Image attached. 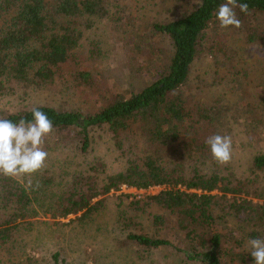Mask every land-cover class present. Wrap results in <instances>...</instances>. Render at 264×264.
Returning a JSON list of instances; mask_svg holds the SVG:
<instances>
[{
    "label": "trees",
    "instance_id": "1",
    "mask_svg": "<svg viewBox=\"0 0 264 264\" xmlns=\"http://www.w3.org/2000/svg\"><path fill=\"white\" fill-rule=\"evenodd\" d=\"M122 1L0 0V119L32 121L35 108L53 123L41 170L0 174V264H41L25 239L40 226H56L52 264H65V245L87 249L104 237L107 248L140 256L174 249V240L190 262L247 264L248 241L264 239V0H237L248 5L235 8L240 28L220 26L226 0H159L170 2V17L147 29L166 56L143 88L86 115L37 104L45 90L75 95L96 85L83 66L74 71L81 29L118 21ZM89 52L102 54L97 44ZM201 57L209 70L193 84ZM98 132L107 135L102 154ZM216 134L232 139L227 164L206 143ZM123 185L163 189L137 200L116 196ZM106 209L112 230L94 223Z\"/></svg>",
    "mask_w": 264,
    "mask_h": 264
},
{
    "label": "rangeland",
    "instance_id": "2",
    "mask_svg": "<svg viewBox=\"0 0 264 264\" xmlns=\"http://www.w3.org/2000/svg\"><path fill=\"white\" fill-rule=\"evenodd\" d=\"M127 10L120 15L118 21L98 20L92 30L81 29L82 38L79 41V47L76 48V56L79 61L74 67V71L80 70L83 66L94 77L95 86H90L84 90H77L75 95L61 96L60 92L45 90L35 99L37 104L49 105L53 107L62 106L64 109H73L86 115L93 111V108L101 103L105 98H111L113 94H126L136 91L150 81V74L158 70L159 66L165 60L166 43L157 37L152 29H147L157 22H161L170 17L168 8H171L169 1L160 3L159 0H142L135 4L133 0H124L121 2ZM136 11V15L134 16ZM97 44L102 54L92 56L90 48ZM161 67V66H160ZM209 64L204 58L193 69V84L205 72H208ZM35 98V96H32ZM30 102V101H29ZM101 136L96 151L100 154L104 152L105 139L107 135L97 133ZM108 153V152H106ZM114 194V193H112ZM109 195L110 198L113 196ZM116 196L126 194L132 199L137 200L147 196V194L137 197L120 190L115 193ZM66 220H60V223H67ZM95 224H100L108 230L113 228V216L108 210L99 217L95 218ZM41 228L29 231L25 239L30 246L34 247L33 256L39 259L41 264H52L51 255L56 252L58 240L52 239L50 231H55L56 226H40ZM66 228H60L65 231ZM112 237L99 240L86 249L85 244H76L71 249L65 245L66 253L64 256L65 264H92L89 258L94 259L93 264H198L187 260L184 253L175 251L184 249L182 244L173 240L172 249L150 251L147 255H138L131 248L119 249L111 248L109 242ZM110 251V252H107ZM244 252V251H242ZM88 254V256H87ZM249 259V258H248ZM247 264H255L250 259Z\"/></svg>",
    "mask_w": 264,
    "mask_h": 264
},
{
    "label": "clouds",
    "instance_id": "3",
    "mask_svg": "<svg viewBox=\"0 0 264 264\" xmlns=\"http://www.w3.org/2000/svg\"><path fill=\"white\" fill-rule=\"evenodd\" d=\"M248 12L246 3L226 0L219 5L216 18L222 28L241 27L235 8ZM32 121L21 118L18 122L0 119V174L17 177L38 172L45 166L48 153L43 149L44 138L53 131V123L46 113L32 110ZM206 143L213 158L219 164H227L232 158V139L227 135L210 136ZM250 254L255 264H264V239L248 241Z\"/></svg>",
    "mask_w": 264,
    "mask_h": 264
},
{
    "label": "built area",
    "instance_id": "4",
    "mask_svg": "<svg viewBox=\"0 0 264 264\" xmlns=\"http://www.w3.org/2000/svg\"><path fill=\"white\" fill-rule=\"evenodd\" d=\"M163 188L159 187V186H151V187H148L146 189H136L134 187H127L125 185H123L121 187V190L123 192H127V193H130L132 195H137L139 194L137 197H141L142 195L144 194H147V195H156L158 194ZM144 193V194H143Z\"/></svg>",
    "mask_w": 264,
    "mask_h": 264
}]
</instances>
